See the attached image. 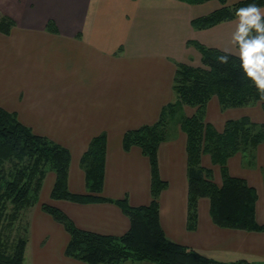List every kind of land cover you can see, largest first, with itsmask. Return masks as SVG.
<instances>
[{"label": "crops", "instance_id": "1", "mask_svg": "<svg viewBox=\"0 0 264 264\" xmlns=\"http://www.w3.org/2000/svg\"><path fill=\"white\" fill-rule=\"evenodd\" d=\"M220 6L218 0H0V14L14 20L9 33L0 31V107L36 134L68 149L67 186L72 192H88L80 159L91 139L104 134L100 195L126 197L133 206L148 204L149 159L137 145L125 150L123 134L154 123L162 107L174 99L175 63L201 61L190 40L238 55V16L202 29L191 25L192 18ZM260 7L264 10V4ZM49 21L55 30L46 27ZM243 116L264 121L261 101L221 109L212 96L205 106V120L216 129L227 119ZM176 132L157 147L158 175L166 182L158 197L164 234L225 263L264 264V140L252 155L236 152L226 163L230 175L254 187L255 219L263 229L214 224L207 197L198 199L196 225L189 229L186 135L181 128ZM201 164L220 185L219 166L208 154L202 155ZM49 174L51 189L54 172ZM45 190L49 191L48 185ZM48 203L81 229L120 235L129 228L128 217L114 202L51 199ZM29 237L26 264H89L65 254L68 232L42 210L30 221Z\"/></svg>", "mask_w": 264, "mask_h": 264}, {"label": "trees", "instance_id": "2", "mask_svg": "<svg viewBox=\"0 0 264 264\" xmlns=\"http://www.w3.org/2000/svg\"><path fill=\"white\" fill-rule=\"evenodd\" d=\"M190 3L205 0H185ZM221 6L206 15L191 19L194 28L202 29L237 16L236 9L249 3L259 6L264 0H218ZM14 20L0 14V31L9 33ZM55 30L53 22L46 25ZM242 35V34H241ZM201 54L202 65L175 63L172 89L174 100L165 104L158 119L126 130L122 145L125 150L137 145L149 159L151 167V200L145 205H130L127 198H108L100 195L104 175L105 135L91 139L80 159L85 172L88 192L76 193L67 186L70 154L66 147L36 134L22 124L12 112L0 107V264H26L27 236L10 240L2 234L6 217L13 221L21 209L31 205L38 196L48 171L54 172L49 197L75 202L110 201L116 203L129 219L123 234L109 235L77 227L58 207L42 203L41 209L61 223L69 234L65 254L89 264H119L125 259H150L159 264H255L247 260L225 263L208 257L186 245L170 240L159 222L158 197L166 182L158 175L157 147L165 140L166 122L184 105L194 107L191 115H181L179 124L186 135L187 227L195 228L197 202L209 200V213L220 227L262 230L255 219L256 192L245 179L232 176L227 159L236 152L252 155L264 140V123L251 121L247 116L227 119L221 131L205 120V106L216 96L221 109L248 105L261 101L264 111V92L245 75L239 55L190 40ZM236 47L240 44L237 41ZM227 57L221 60L220 57ZM203 154L219 166L221 184L217 185L211 171L201 164ZM13 168L6 169L5 163ZM11 211L7 214V204Z\"/></svg>", "mask_w": 264, "mask_h": 264}, {"label": "clouds", "instance_id": "3", "mask_svg": "<svg viewBox=\"0 0 264 264\" xmlns=\"http://www.w3.org/2000/svg\"><path fill=\"white\" fill-rule=\"evenodd\" d=\"M241 22L238 55L245 75L264 92V10L256 3L236 9ZM221 60L227 57L221 56Z\"/></svg>", "mask_w": 264, "mask_h": 264}, {"label": "rangeland", "instance_id": "4", "mask_svg": "<svg viewBox=\"0 0 264 264\" xmlns=\"http://www.w3.org/2000/svg\"><path fill=\"white\" fill-rule=\"evenodd\" d=\"M191 55L193 58L195 57L194 54H191ZM192 64L195 66H196V64H200V66L202 65L201 61L198 62L197 60L193 61ZM192 64H190V65H192ZM193 112H194V109H192L190 107H182V109L180 111L178 110L176 114H174L173 116H170L166 122V130H165L166 137H169L171 135L173 136L175 133H177L176 130L180 129V124H179L180 119L179 118L181 115L182 116L183 115H191ZM219 112H221V111L219 110ZM219 114H220L219 116H221V117H227V115H223L225 113H222V114L219 113ZM239 118L240 117H236V118H232V119H239ZM258 123H264V121L258 122ZM222 128L217 129V130L221 131ZM5 167H6V169H10V168L12 169L13 163L12 162L5 163ZM49 172H51V171H48L46 173V177L44 178L43 183H42V187H41L42 189H40L38 196L35 199V201L31 205L26 206L23 209H21L18 213V216L13 221H11L8 217L5 218V220L3 221V224H2V228H1L2 234L4 237H8L10 240H15L17 237L27 236V239L29 240V238H30L29 237L30 221H31L32 217L34 216V214L36 212L42 210L41 209L42 203L51 202V199H52V198L51 199L49 198V193H50V188H49L50 187V183H49L50 174H49ZM47 185H48V189H49L48 192H46V190H45ZM7 205L8 206H7V212L6 213L8 214L11 211V204L8 203ZM30 245H31V240H30ZM28 248L30 250L29 244H28ZM27 253H28V251H27ZM208 257H210V256H208ZM27 259H29V256L27 257ZM119 264H159V263H157L153 260H150V259H146V258L142 259V260H136V259L129 258V259H125L124 261L120 262Z\"/></svg>", "mask_w": 264, "mask_h": 264}]
</instances>
